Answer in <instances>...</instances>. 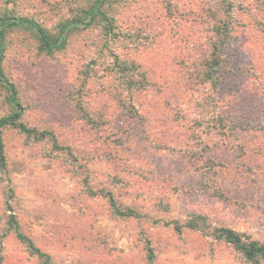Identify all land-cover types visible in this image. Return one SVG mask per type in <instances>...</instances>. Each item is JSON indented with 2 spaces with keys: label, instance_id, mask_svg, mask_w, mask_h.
<instances>
[{
  "label": "rangeland",
  "instance_id": "1",
  "mask_svg": "<svg viewBox=\"0 0 264 264\" xmlns=\"http://www.w3.org/2000/svg\"><path fill=\"white\" fill-rule=\"evenodd\" d=\"M93 2L0 0V15L32 18L52 36L77 23L51 52L23 26L0 43L3 77L35 130L2 128L0 264L43 262L16 236L10 214L52 264H151L146 239L152 264H250L213 233L231 228L264 243L257 0H240L252 17L221 45L216 81L201 72L211 26L223 30L221 0H106L111 32L100 16L84 25ZM7 88L0 83V118L15 109ZM107 193L138 217L115 215Z\"/></svg>",
  "mask_w": 264,
  "mask_h": 264
},
{
  "label": "trees",
  "instance_id": "2",
  "mask_svg": "<svg viewBox=\"0 0 264 264\" xmlns=\"http://www.w3.org/2000/svg\"><path fill=\"white\" fill-rule=\"evenodd\" d=\"M105 1L106 0H94L93 4L86 11L88 14V20L84 23V25L91 24L96 19L97 16H100V18L103 20V22L106 25V29L109 32L113 31L112 22L110 18H108L107 14L102 11V6L105 3ZM221 1L223 3L222 13H223L224 21L223 24L221 25L223 30H221L216 23L211 26V30L215 34L214 45L211 46L212 50L210 51V54H208L209 59L205 62V72L203 71L201 72V75L203 74L205 79H210L211 81H216L219 75V67L220 64L222 63V54L225 50L224 47L223 49L221 48L222 47L221 45L224 44L226 40L229 38V33L232 36L234 25L239 27L240 24L249 20V19H245L246 14H249L248 17H252L250 16V12H249V10L251 9L246 7V3L245 4L240 3V0H221ZM257 2H258L257 7L259 12L264 13V0H257ZM240 10L241 12H243L242 16L244 17L242 16L239 17L235 14ZM253 19H257V17ZM77 21L81 22L80 20ZM76 24L77 23L74 21L64 22L60 26V31L58 35L52 36L48 34L46 29H44L38 22H36L32 18H29L27 16H20V15L11 16L8 14H4V15H0V40H1L0 43L3 41L5 33L9 28H12L14 26H23L33 30L36 33L38 40L40 42V49L46 50L47 52L48 51L51 52L54 50L61 49L64 46L65 38L69 28H71ZM1 55L2 54H0V62H1ZM0 83H3L8 86L7 89L10 91L8 99L15 106V109L11 114L0 118V166L4 170H6L2 128L4 126H12L26 134H31V133L34 134L35 130L28 128L25 125V123L22 122L21 118L23 115L24 108L17 99V94L14 85L3 77L1 65H0ZM217 102L219 103L220 100ZM106 197L115 215L122 217H138V214H136L133 210L119 209V207L116 206V202L111 193H107ZM9 224L10 226H14L16 231V236L27 245L29 252L31 254L37 255L40 259H43L42 264H52L48 254L42 252L38 247H36L34 245V242L31 240V238L25 236L22 232L18 231V224L13 214H10L9 216ZM172 225L177 232L181 231L182 226H180L176 222H174ZM187 225L188 227L191 228H198L196 223H194L193 221L188 222ZM213 235L216 238L223 239L227 243L231 244L237 251L242 253L244 258L250 264H264V243H258L256 241L246 240L247 238L245 237L246 238L245 239L243 234L238 233L231 228H220L216 230V232L213 233ZM145 243H146L147 257L149 262L152 264L154 259L153 248L150 244L149 239H146Z\"/></svg>",
  "mask_w": 264,
  "mask_h": 264
}]
</instances>
